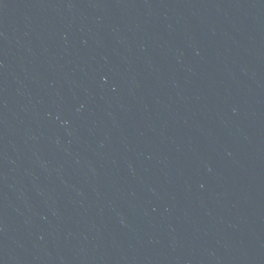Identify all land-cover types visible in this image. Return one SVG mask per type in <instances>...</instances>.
<instances>
[{
  "label": "water",
  "instance_id": "1",
  "mask_svg": "<svg viewBox=\"0 0 264 264\" xmlns=\"http://www.w3.org/2000/svg\"><path fill=\"white\" fill-rule=\"evenodd\" d=\"M0 264H264V0H0Z\"/></svg>",
  "mask_w": 264,
  "mask_h": 264
}]
</instances>
